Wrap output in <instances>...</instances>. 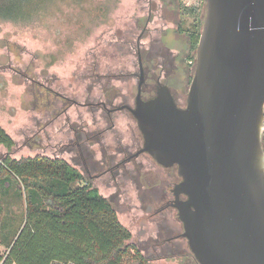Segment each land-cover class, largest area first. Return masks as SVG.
<instances>
[{
  "label": "rangeland",
  "instance_id": "374dc122",
  "mask_svg": "<svg viewBox=\"0 0 264 264\" xmlns=\"http://www.w3.org/2000/svg\"><path fill=\"white\" fill-rule=\"evenodd\" d=\"M180 1L196 8L192 15L183 16V30L201 27L206 0ZM33 2L27 4L29 21L0 20V125L15 141L10 149L0 146V161L5 155L20 158L41 154L62 157L80 169V164L72 160L73 155L78 156L76 142L100 157L99 152L106 147L112 152L111 145L118 139L126 143L132 137L139 138L136 121L127 110L111 113L115 121L112 129L105 128V110L93 111L98 108L94 102L110 100L118 105L126 101L134 105L138 50L143 66L151 68L155 64L161 80L185 99L189 72L194 71L189 60H195L196 51L190 49L189 36L177 31L180 20L176 0ZM105 141L111 145H105ZM146 158L145 168L151 171L148 183L171 188L177 176L175 166L164 169L152 157ZM109 178L104 176V180L91 184L109 198L121 223L129 228L128 243L151 264H198L186 240L170 241L181 245L173 252L146 249L145 245L152 246L156 237L159 203L145 198L143 186L138 188L137 181L115 189L108 184ZM23 199L14 188L3 196L0 252H6L9 241L23 225ZM172 213L178 228L176 210ZM132 253L121 264H138Z\"/></svg>",
  "mask_w": 264,
  "mask_h": 264
},
{
  "label": "water",
  "instance_id": "95a60500",
  "mask_svg": "<svg viewBox=\"0 0 264 264\" xmlns=\"http://www.w3.org/2000/svg\"><path fill=\"white\" fill-rule=\"evenodd\" d=\"M203 16L185 106L160 83L141 98L138 50L127 108L139 152L177 170L170 204L197 263L264 264V0H206Z\"/></svg>",
  "mask_w": 264,
  "mask_h": 264
},
{
  "label": "trees",
  "instance_id": "16d2710c",
  "mask_svg": "<svg viewBox=\"0 0 264 264\" xmlns=\"http://www.w3.org/2000/svg\"><path fill=\"white\" fill-rule=\"evenodd\" d=\"M31 2L0 0V20L29 21L31 15L26 10ZM195 11V7L178 0L177 31L189 36L193 50L201 27L186 31L182 22L184 15ZM14 144L0 125V146L10 149ZM82 179L81 173L61 157L38 154L2 158L0 214L3 196L10 189H16L20 197L23 195L25 204L23 225L9 241L2 264H121L131 250L138 264H151L128 243L131 232L121 223L109 198L90 184H78ZM2 235L4 231L0 230Z\"/></svg>",
  "mask_w": 264,
  "mask_h": 264
},
{
  "label": "flooded vegetation",
  "instance_id": "af4514ba",
  "mask_svg": "<svg viewBox=\"0 0 264 264\" xmlns=\"http://www.w3.org/2000/svg\"><path fill=\"white\" fill-rule=\"evenodd\" d=\"M176 2L178 4V0H176ZM140 38L141 36L139 37V39ZM138 45L139 44L137 43V48H138ZM189 62L194 66L195 60H189ZM156 67L157 66L155 64L152 65L151 68L143 66L144 78L141 84L142 86L141 87V98L144 100L149 99L155 95V91L159 83L165 84V81L161 80V76L159 74H156V69H155ZM139 77H140V69H139L138 80H139ZM191 77H192V74L189 72V82L191 80ZM189 82H188V85H189ZM169 88H170L171 93L173 94L175 102H177L179 106L184 107L186 104L185 102L186 96L184 99V97L180 96L181 92L175 90L174 87L172 88L169 87ZM135 97H136V94L134 96V101H133L134 105H130L126 101H123L121 102V104H118V105L113 104L110 100H108L107 102L105 101L96 102V103L94 102V105H96V107L98 108L93 109V111H95L96 109L100 110L99 108H101L103 111L105 110L106 111L105 121H107L108 123V125H106L105 128L112 129L115 125V121L113 120L111 113L125 109L128 111V113L133 118L127 106L135 107V104H136ZM181 98H183L181 101L183 103L179 102ZM138 131L140 132L139 129ZM263 132H264V129H263ZM130 140L131 141L124 143L121 139H118L114 146L111 144H107V142L105 141V145L106 144L107 146L111 145L114 148L112 152H107V150L110 149L109 147L102 149V151L99 152L100 157H97L95 153L88 151L87 150L88 148L86 149V147H81L80 144L76 142V144L78 145V150H79L78 156L73 155L72 160L75 163L80 164V169L79 168L77 169L75 166L71 164L70 165L75 167L78 170V172L81 173L84 183L90 184L91 186H92L91 184L92 181L99 180V179L104 180L103 179L104 176L110 177L109 181L111 183L108 182V184H111L115 189L121 188L127 182L134 183L135 181H137L136 186L138 188L143 186V189H141V192L145 196V198L148 197L150 201L155 200L160 205L158 209L160 211V216L158 220L155 221L157 232H156V237L153 238L154 243H152V246L145 245V248L148 249L149 247H152V249H155V250L158 248V249H161V252L177 251L178 249H180L181 245L178 242L176 243L174 242L170 244V241H173L176 239L177 241H184V240L187 241L186 238L181 237V233L183 232V226H182L181 221H178L180 224V227L178 228L175 227L174 223H176L177 220L174 221V217L171 215L173 214L172 212L176 210L170 204L171 201L174 200L172 188L175 185V183L180 180V177L178 174L177 176H175L176 180L173 181L171 188L164 189L163 187H161L160 183H157V185L151 186L148 183V180L151 176V171L148 169V167L145 168V165L148 166V159L146 158V156H150V155L144 151L139 152L143 144V137L141 136V133H140L139 138L132 137V139ZM261 142L264 144V133H262ZM103 143L104 141H99V144H103ZM71 144L73 143L71 142L70 145ZM163 168L168 169L171 167H163ZM134 177L137 180H134ZM171 179H172V176H171ZM118 191L119 190H116L117 193ZM180 197L184 198L185 196L180 195ZM176 215H177V212H176Z\"/></svg>",
  "mask_w": 264,
  "mask_h": 264
},
{
  "label": "built area",
  "instance_id": "2783aa9c",
  "mask_svg": "<svg viewBox=\"0 0 264 264\" xmlns=\"http://www.w3.org/2000/svg\"><path fill=\"white\" fill-rule=\"evenodd\" d=\"M5 254H6V252L5 253H3V252H0V264H2L3 263V259H4V256H5Z\"/></svg>",
  "mask_w": 264,
  "mask_h": 264
}]
</instances>
